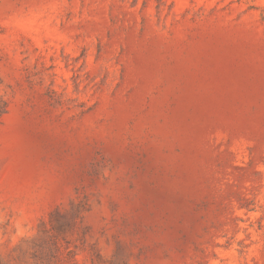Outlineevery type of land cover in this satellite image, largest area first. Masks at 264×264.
<instances>
[{
  "label": "rangeland",
  "instance_id": "obj_1",
  "mask_svg": "<svg viewBox=\"0 0 264 264\" xmlns=\"http://www.w3.org/2000/svg\"><path fill=\"white\" fill-rule=\"evenodd\" d=\"M0 264H264V0H0Z\"/></svg>",
  "mask_w": 264,
  "mask_h": 264
}]
</instances>
